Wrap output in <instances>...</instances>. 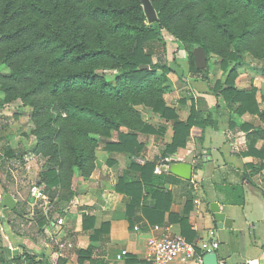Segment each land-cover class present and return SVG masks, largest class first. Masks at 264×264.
I'll list each match as a JSON object with an SVG mask.
<instances>
[{"label":"trees","instance_id":"obj_1","mask_svg":"<svg viewBox=\"0 0 264 264\" xmlns=\"http://www.w3.org/2000/svg\"><path fill=\"white\" fill-rule=\"evenodd\" d=\"M151 2L158 19L148 24L142 0H0V60L10 69L8 75L0 74V91L5 101L21 94L37 106L33 114L37 141L31 151L49 158L41 172L47 189H58L60 199L70 200L75 174L88 178L96 167L100 144L92 134L109 139L116 130L117 141H106L103 147L112 154L109 162L115 161L113 154L122 155L138 175L133 180L119 177L115 189L132 197L127 208L130 217L150 193L155 204L143 206V213L153 224H161L170 210L172 193L155 187L160 178L155 161L139 165L134 158L145 147L140 133L157 134L159 129L164 133L165 128L145 122L135 106L149 107L172 123L173 139L165 145L163 157L186 148L193 128L203 130L214 122L193 99L186 119H181L164 98L167 73L173 68L153 59L156 51L168 46L163 32L190 49L203 47L207 57L217 54L225 76L211 90L236 104L240 115L264 116L259 108L264 96L259 97L258 89L235 87L237 66L243 64L244 55L264 58V0ZM194 50L190 68L201 71L207 82L208 68H196ZM99 69L117 73L108 80ZM242 128L249 132V150L244 154L264 156L255 149L264 130L248 124ZM6 153L14 155L10 150ZM230 192L232 204H244L240 186H232ZM189 209L188 204L184 214ZM184 214L170 213L169 219L178 222L182 235L193 242L195 233ZM82 225L94 227V218L84 215Z\"/></svg>","mask_w":264,"mask_h":264},{"label":"crops","instance_id":"obj_2","mask_svg":"<svg viewBox=\"0 0 264 264\" xmlns=\"http://www.w3.org/2000/svg\"><path fill=\"white\" fill-rule=\"evenodd\" d=\"M237 72V89L251 90L254 86L260 93L262 88L261 96H264V81L256 79L252 83L251 78L247 80L245 74ZM190 85L189 102L168 104L176 109L181 119H186V111L193 99L205 117H213V124L203 130L193 128L186 148L163 157L161 150L172 142L174 129L171 122L153 113L158 126L165 128L163 136L154 142L152 134L147 142L146 134L140 133L139 140L145 147L134 158L139 165L155 161V173L160 178L154 186L172 193V203L164 222L153 224L143 213V206L155 204L150 193L145 194L146 198L134 214L128 216L132 197L117 192L115 184L121 176L133 180L138 173L130 170L129 161L128 164L120 162L117 158L120 155L113 154L115 161L109 162L111 153L104 148L97 149L96 167L88 178L75 174L70 200L60 199L58 189H47L40 180L41 174L31 172L35 164L26 157L28 154L21 155L24 165H21L19 175L14 172L13 160L8 159L12 156H6L5 160L0 156V264H50L56 257L63 264L136 263L150 257L153 240L167 233L182 235L180 224L171 222L169 214L183 215L188 204L189 213L184 215L195 233V245L213 239L219 242L216 250L219 260L226 264H264V156L244 154L249 150V132L242 128L248 124L264 130V116L238 114L237 105L216 95L211 90L213 85L206 81L197 80ZM259 108L264 113V101H260ZM220 131L224 140L213 145V139ZM10 135V130L0 131V146L8 142ZM255 149L264 154V137L258 138ZM175 162L193 165L191 179L170 172V165ZM204 162L208 166L204 167ZM33 185L45 186L43 197L34 196ZM232 186H240L243 190L242 214L226 210L235 205L231 202ZM256 188L261 190L259 196ZM5 195L14 198V207L3 204ZM213 203H217L225 218L230 220L228 225L216 219ZM84 215L94 218V227H83ZM105 223L108 227H102ZM124 249L128 250V255L118 259L117 255ZM196 252L201 254L198 246ZM27 255H34L35 259ZM184 264H196V261L192 259Z\"/></svg>","mask_w":264,"mask_h":264},{"label":"rangeland","instance_id":"obj_3","mask_svg":"<svg viewBox=\"0 0 264 264\" xmlns=\"http://www.w3.org/2000/svg\"><path fill=\"white\" fill-rule=\"evenodd\" d=\"M147 23L149 24L150 22L147 20ZM163 34L165 39L169 41L168 46L165 51H163V49L156 51L153 55V59L154 63L168 64L173 68L172 71L167 73L169 82L165 84L164 98L167 103H177L182 99L188 101V92H192L190 83L197 80L204 81L203 73L201 71L193 72L190 68L191 56L194 49H190L186 43L176 39V37L166 31H164ZM208 57L209 61L207 68L209 77L207 83L214 86L219 79H224L225 73H223V70L219 67V61L221 58L217 54L211 53ZM243 60V64L237 66V71L241 74H245L247 80L251 78L252 83L256 79L259 82L264 81V58H257L247 53L244 55ZM173 61L175 63H173ZM9 73L10 69L0 60V74L8 75ZM98 73L104 75L108 80H113L117 71L114 69H99ZM261 91L258 93L259 97L263 95V91ZM5 99H7L5 98V93L0 91V101L2 102L0 106V131L10 130L11 132L10 137H8L9 139H7L8 142H3V145L0 146L1 159H7L6 156L11 157L8 153H5L6 151L8 152L9 150H12L15 152L16 156L14 153L12 158L8 159L13 160L12 167L14 168L16 175H19L22 170L21 165H24V163H21L23 158L21 155L24 156L28 154L26 157L30 160L32 159L35 164V166L31 168V172L34 174L37 172L41 174L43 169H46L45 167H47L49 163V158L42 154L37 155L31 151V147L35 145L37 141V138L34 135L37 121H35V118L33 117L37 106L31 99H23L21 94L13 95L8 101H5ZM135 109L140 112V115H142L145 122L150 123L154 125L156 129H159L158 121L152 116L153 112L151 108L144 105H136ZM187 113H189V106L188 111H186V114ZM122 130L127 131L128 129L122 128ZM158 132L159 133L154 134V142L163 136L162 129H159ZM211 133L213 134V130H211ZM92 136L99 141L100 146L97 149H101L104 147L106 141H117L118 132L115 130L112 133V137L109 139L102 138L98 134H92ZM144 137L147 138V142L150 141L149 134ZM207 137V141L210 143L211 139L209 138V135ZM223 140L224 135L223 132L220 131L219 135L213 139V145L221 144ZM97 151L98 150H96V153ZM161 152L163 153V150H161ZM33 154L38 157H34ZM110 158L111 156H109V159ZM117 158H119L120 162L128 164L127 158L121 155ZM203 165L204 167L208 166L206 162H204ZM26 181H29L30 183L32 182L30 179H26ZM256 189V194L259 196L261 190L259 188ZM248 194L251 195L252 193L249 192ZM252 197H254L253 194ZM226 210L237 214L243 213L241 205H233L227 207Z\"/></svg>","mask_w":264,"mask_h":264},{"label":"built area","instance_id":"obj_4","mask_svg":"<svg viewBox=\"0 0 264 264\" xmlns=\"http://www.w3.org/2000/svg\"><path fill=\"white\" fill-rule=\"evenodd\" d=\"M45 186L33 185L32 190L36 198L44 196ZM62 223V219L60 220ZM159 229V227H156ZM214 234V233H211ZM152 253L145 260L132 264H184L195 259L196 264H204L203 257L206 253H214L219 248V242L216 240H203L200 245H195L181 234L167 233L161 238L153 240L151 243ZM197 246L201 254L196 252ZM128 255V250H122L118 259H124ZM50 264H63L58 257L52 259ZM218 264H226L224 260H219ZM247 264V263H242Z\"/></svg>","mask_w":264,"mask_h":264},{"label":"water","instance_id":"obj_5","mask_svg":"<svg viewBox=\"0 0 264 264\" xmlns=\"http://www.w3.org/2000/svg\"><path fill=\"white\" fill-rule=\"evenodd\" d=\"M142 5L148 21L150 23L155 22L158 19V14L151 0H142ZM194 58L197 69L205 70L208 67V57L203 47L199 46L195 48ZM170 172L189 180L192 177L193 165L190 163L175 162L170 165ZM3 204L9 207H14L16 202L11 195H5ZM212 211L215 213L218 221L224 222L226 225L230 223V220L226 219L225 214L220 211V207L217 203L212 204ZM218 261L219 258L217 252L206 253L203 257L204 264H218Z\"/></svg>","mask_w":264,"mask_h":264}]
</instances>
